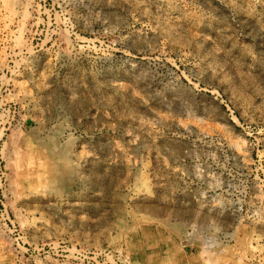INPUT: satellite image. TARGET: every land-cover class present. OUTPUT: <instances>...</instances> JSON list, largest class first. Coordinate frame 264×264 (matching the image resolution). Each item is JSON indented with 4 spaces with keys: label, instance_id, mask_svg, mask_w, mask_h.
<instances>
[{
    "label": "rangeland",
    "instance_id": "rangeland-1",
    "mask_svg": "<svg viewBox=\"0 0 264 264\" xmlns=\"http://www.w3.org/2000/svg\"><path fill=\"white\" fill-rule=\"evenodd\" d=\"M0 264H264V0H0Z\"/></svg>",
    "mask_w": 264,
    "mask_h": 264
},
{
    "label": "bare ground",
    "instance_id": "bare-ground-1",
    "mask_svg": "<svg viewBox=\"0 0 264 264\" xmlns=\"http://www.w3.org/2000/svg\"><path fill=\"white\" fill-rule=\"evenodd\" d=\"M79 50H81V49H79ZM82 51V50H81ZM80 53V52H79ZM63 54V53H62ZM62 58V57H61ZM260 210V209H259Z\"/></svg>",
    "mask_w": 264,
    "mask_h": 264
}]
</instances>
